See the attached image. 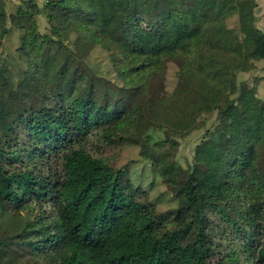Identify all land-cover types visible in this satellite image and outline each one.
Listing matches in <instances>:
<instances>
[{"label": "trees", "instance_id": "16d2710c", "mask_svg": "<svg viewBox=\"0 0 264 264\" xmlns=\"http://www.w3.org/2000/svg\"><path fill=\"white\" fill-rule=\"evenodd\" d=\"M257 8L22 0L9 13L0 0V259L264 264V102L247 107L255 92L238 84L246 66L264 61ZM228 55L239 59L233 67ZM141 126L164 138L137 139ZM195 130L204 138L183 167L176 152ZM127 145L169 191L166 212L117 168L115 152ZM213 217L240 249L212 240Z\"/></svg>", "mask_w": 264, "mask_h": 264}, {"label": "rangeland", "instance_id": "374dc122", "mask_svg": "<svg viewBox=\"0 0 264 264\" xmlns=\"http://www.w3.org/2000/svg\"><path fill=\"white\" fill-rule=\"evenodd\" d=\"M9 4V13H14L17 10L18 4L22 0H5ZM45 0H35L36 4L40 7L43 6ZM258 8L255 12L257 18V26L260 30L264 32V0H257ZM39 30L41 33H46L49 24L44 17H39L38 19ZM14 39L17 38V35L12 34ZM101 53L97 52L92 56V61L99 63V58ZM239 61L238 58L233 56H226L223 58V62L228 67H233ZM174 67L167 72V79L171 85L172 79L174 76ZM245 83L249 86L250 89H253L255 94L247 96L243 103L250 107L252 105H257L261 102H264V61H253L248 66H246L238 74V84ZM152 135L154 139L159 140L163 139L164 135L162 131H153L147 126H141L139 130L135 133L137 139H141L144 136ZM204 138L203 130H195L186 138L180 140L178 151L176 152L177 161L183 166L186 167L188 164L192 163L194 158V152L196 146L200 144ZM112 152V151H111ZM116 157V166L117 168L128 169V173L131 176V180L135 185L142 186L147 191L150 192L151 201H155L157 204V210L159 212H166L174 206V204L169 202L170 194L165 185L159 179L157 174L153 171L150 164L140 156V148L136 146L127 145L122 148H118L115 152ZM3 213V209L0 208V214ZM220 224H217L214 221V217L211 221V228L214 230L211 234V238L214 241L215 239H224L228 242H233L237 245V248L240 249L242 241L239 240V237L236 233H232L231 229H227L223 226L222 229L219 228ZM220 230H225L227 233L225 236L220 233ZM224 234V233H223ZM33 261V260H30ZM32 263V262H31ZM0 264H5L3 260L0 259ZM42 264H45L43 262Z\"/></svg>", "mask_w": 264, "mask_h": 264}]
</instances>
